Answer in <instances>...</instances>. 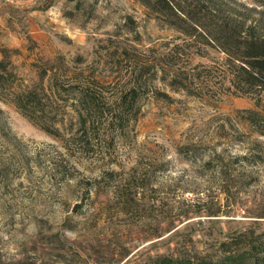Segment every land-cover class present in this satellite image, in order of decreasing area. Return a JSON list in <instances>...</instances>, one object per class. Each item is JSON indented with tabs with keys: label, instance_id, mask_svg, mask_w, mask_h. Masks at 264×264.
I'll use <instances>...</instances> for the list:
<instances>
[{
	"label": "rangeland",
	"instance_id": "1",
	"mask_svg": "<svg viewBox=\"0 0 264 264\" xmlns=\"http://www.w3.org/2000/svg\"><path fill=\"white\" fill-rule=\"evenodd\" d=\"M252 7L0 0V59L37 94L34 118L0 98V264H199L264 235V110L201 26ZM131 87L139 111L119 126Z\"/></svg>",
	"mask_w": 264,
	"mask_h": 264
},
{
	"label": "trees",
	"instance_id": "2",
	"mask_svg": "<svg viewBox=\"0 0 264 264\" xmlns=\"http://www.w3.org/2000/svg\"><path fill=\"white\" fill-rule=\"evenodd\" d=\"M251 20L210 19L204 17L201 26H208L220 50L227 55L225 66L238 94L250 95L256 106L264 110V0H253ZM208 20L209 23H205ZM15 73L0 59V98L12 100L23 112L34 118V91L17 92L14 89ZM140 89L131 87L121 97L117 114L118 125L130 121L133 112L139 111ZM82 105L88 115L102 109L92 95L87 94ZM257 112V111H256ZM258 113V114H257ZM250 117L253 125H261L264 115L257 112ZM137 114V113H136ZM260 115V116H259ZM47 130L51 132L48 127ZM259 131V130H257ZM261 132V131H260ZM264 134V133H263ZM222 253L216 256H199V264H264V235L248 243L238 241L234 246L225 243ZM191 255H165L153 258L146 264H195Z\"/></svg>",
	"mask_w": 264,
	"mask_h": 264
}]
</instances>
